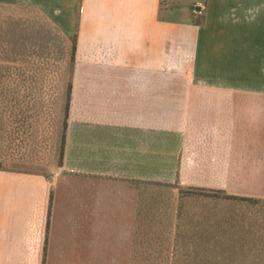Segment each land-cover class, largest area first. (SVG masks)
Segmentation results:
<instances>
[{
    "label": "crops",
    "instance_id": "1",
    "mask_svg": "<svg viewBox=\"0 0 264 264\" xmlns=\"http://www.w3.org/2000/svg\"><path fill=\"white\" fill-rule=\"evenodd\" d=\"M0 5L30 8L64 36L77 34L72 120L122 128L130 149L164 148L163 134L183 133L185 126L193 136L187 141L193 146L186 159L191 168L204 161L210 172L205 180L222 187L216 189L230 182L236 191L229 194L264 198L245 191L247 182L264 175V152L255 141L264 132L257 125L264 121V0H0ZM252 112L258 119L251 120ZM192 113L208 119L188 126L184 118ZM154 158L144 154L134 164L146 169L164 159ZM75 175L77 188L62 189L42 173L0 170V264H47L49 240L69 247L70 259L79 264L130 261L138 190L135 197L129 189L103 190L98 178L126 180Z\"/></svg>",
    "mask_w": 264,
    "mask_h": 264
},
{
    "label": "rangeland",
    "instance_id": "2",
    "mask_svg": "<svg viewBox=\"0 0 264 264\" xmlns=\"http://www.w3.org/2000/svg\"><path fill=\"white\" fill-rule=\"evenodd\" d=\"M56 34L57 31L39 12L26 7L0 5L1 167L45 174L52 179L56 188L62 189H76L75 174L83 172L121 178L126 181L98 178L102 182L96 184H99L103 190L108 188L133 190V197H135V189L141 187L140 181H146L134 177L148 176L171 178L170 181L162 182L178 184L181 187H207L235 193L236 190L229 184L230 182H226L228 185L224 184L227 186L225 191L216 189L222 187L216 186L215 181L205 180L210 172L205 173L202 165L204 161L199 160L198 162L202 164L197 163L192 168L188 165L187 155L193 146H189L187 141L193 136L189 133L191 130L188 131L185 126L183 129L187 132L179 133L171 130L163 134L164 148L158 150L152 146L146 149H130L125 146L130 142L126 140L124 129L72 120L73 72L72 62L69 60V44H65ZM70 83L71 91H69ZM214 116L215 114L212 117ZM249 117L251 120L254 117L258 119V115L254 112L252 115L250 113ZM184 119L188 126L191 123L196 127L199 122H204V119L208 118L192 113ZM263 124L264 121L257 122L262 128H264ZM151 132L149 131V138L154 136ZM255 138L257 146L264 152V132L258 133ZM185 141L186 144L183 143ZM158 145L161 147L163 144ZM144 154L152 159L158 154L164 159L158 165L150 163L146 169H141L134 162L137 161L136 157L143 158ZM129 156H132L133 160H130ZM199 175H202L201 180L197 178ZM79 179L82 180L83 177L79 176ZM90 179L93 180L92 177ZM245 191L264 195V175L257 174L247 182ZM133 199L135 206V198ZM112 215L117 214L112 211ZM105 216L110 217V213L107 212ZM45 246L48 247L47 264H79V260L70 259L74 254L68 253L70 250L65 244L54 245L49 240L48 245L46 243ZM189 247L183 246L185 249ZM210 249L216 253H210L212 257L219 255L218 246H212ZM52 251L50 258L49 254ZM169 253L163 252L162 249L151 250L147 245L137 243L133 260L128 261L126 258L122 264H170ZM61 255L65 258L59 260ZM185 255L193 256L192 249L186 251ZM177 257H180V254ZM212 263H220V260H214Z\"/></svg>",
    "mask_w": 264,
    "mask_h": 264
},
{
    "label": "trees",
    "instance_id": "3",
    "mask_svg": "<svg viewBox=\"0 0 264 264\" xmlns=\"http://www.w3.org/2000/svg\"><path fill=\"white\" fill-rule=\"evenodd\" d=\"M52 28L65 44H69L73 72L77 34L67 37L53 25ZM61 156L62 153L60 159ZM4 169L0 166V170ZM140 184L130 261L138 243L151 250L170 252V264H214V260H220L215 264H264V198L155 180L140 181ZM183 246H190L189 250ZM212 246L220 248L216 250L218 256L210 255L216 254L211 251ZM190 249L193 256L185 255Z\"/></svg>",
    "mask_w": 264,
    "mask_h": 264
}]
</instances>
